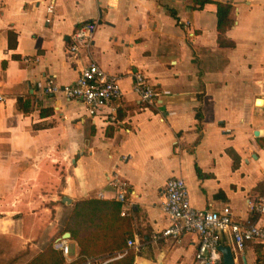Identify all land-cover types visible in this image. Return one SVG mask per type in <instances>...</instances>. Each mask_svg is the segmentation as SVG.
<instances>
[{"label": "crops", "instance_id": "crops-1", "mask_svg": "<svg viewBox=\"0 0 264 264\" xmlns=\"http://www.w3.org/2000/svg\"><path fill=\"white\" fill-rule=\"evenodd\" d=\"M219 4L234 8L223 35ZM90 22L99 25L91 47L72 54L73 34ZM93 63L119 78L115 125L44 93L49 80L74 85ZM137 73L161 94L156 106L134 93ZM0 90L7 97L0 105L2 262L30 264L78 202L117 203L122 213L113 177L129 184L131 208L120 222L129 227L133 264L195 262L197 236L152 240L169 226L163 192L170 179L185 180L197 210L229 207L236 222L256 221L253 208L264 198V0H0ZM19 101H31L32 112ZM58 170L65 176L57 193L44 195L40 187L60 179ZM52 203H60L55 221L47 219ZM97 226L88 237L107 241ZM129 241L138 248L128 250ZM69 244L74 264H84L72 236ZM224 246L235 264H264V245Z\"/></svg>", "mask_w": 264, "mask_h": 264}, {"label": "built area", "instance_id": "built-area-1", "mask_svg": "<svg viewBox=\"0 0 264 264\" xmlns=\"http://www.w3.org/2000/svg\"><path fill=\"white\" fill-rule=\"evenodd\" d=\"M53 6L48 12H53ZM99 25L90 22L81 25L71 38L69 51L76 55L82 48L88 49L94 40ZM133 91L140 102L146 106H156L161 94L155 90L143 74H134ZM47 96L62 94L69 100L82 103L93 118L103 117L109 125L117 124L115 104L123 99L119 78L102 70L97 64H90L74 85L59 86L54 80H49L44 87ZM7 101L6 95L0 90V105ZM110 187L115 192L116 201L122 205V217H126L131 208L128 199V182L119 177H113ZM164 212L169 220V226L160 234L152 236L153 242L172 239L181 241L188 235H195L199 240L194 264H223V255L219 251L224 242L243 251L248 244L264 245V198H260L254 206L256 221L238 223L233 218L231 208L221 211L212 209L200 211L195 209L190 200L188 186L181 178L170 179L163 192ZM104 198V193L100 194ZM70 240L60 239L54 244V249L62 254L65 264H74L71 255ZM138 244L129 241L128 250L137 249ZM128 251L103 259H86L84 264H110L122 260Z\"/></svg>", "mask_w": 264, "mask_h": 264}, {"label": "trees", "instance_id": "trees-1", "mask_svg": "<svg viewBox=\"0 0 264 264\" xmlns=\"http://www.w3.org/2000/svg\"><path fill=\"white\" fill-rule=\"evenodd\" d=\"M234 8L231 5L219 4L218 5V30L221 35L225 34L233 25V14ZM11 47H15L14 38L15 35L10 33ZM19 109L29 114L32 112V102L19 101ZM57 170V169H56ZM59 172V170H58ZM60 179L51 177L43 186L40 187L41 192L44 195H55L57 193V187L63 181L65 172H59ZM59 176V175H58ZM45 191V192H44ZM61 197V196H60ZM60 199H63L61 197ZM60 203L50 204L53 209L52 212L55 214L54 208ZM121 206L117 203H103L94 201L78 202L75 205L73 213L71 214L63 235L70 233L72 240L75 241L81 251V258L83 262L87 258H93L97 256H110L112 257L117 252H122L127 247L126 241L128 236V225L123 221L120 222ZM94 223V226H92ZM97 231L107 233L110 237L105 241L103 238L101 241H92L88 235L93 232L95 226ZM105 225L109 228L106 232ZM93 229H92V227ZM134 255L129 253L122 260L112 262L110 264H133ZM30 264H65L62 254L54 250L53 246L49 247L46 251L40 254Z\"/></svg>", "mask_w": 264, "mask_h": 264}, {"label": "rangeland", "instance_id": "rangeland-1", "mask_svg": "<svg viewBox=\"0 0 264 264\" xmlns=\"http://www.w3.org/2000/svg\"><path fill=\"white\" fill-rule=\"evenodd\" d=\"M55 218H56V215L51 211V213L50 214H48L47 215V219L49 220V221H55ZM70 218V217H69ZM69 218H68V220H69ZM41 219V218H40ZM68 220L66 221V223L64 224V227L66 228V224H67V222H68ZM63 224V221L59 224L60 225V227H61V225ZM59 227V228H60ZM58 228V229H59ZM65 228L62 230L63 232H64V230H65ZM61 230L60 231H58L57 232V234L55 235V236H53V237H49L50 238V241H48L47 243H45L44 245H42V244H39L40 246H39V248H40V250H44L47 246H49V247H51L52 245H53V241H54V239H55V237H59V236H61L62 234H63V232H62ZM43 246H44V248H43ZM49 247H47V249L49 248ZM0 249H1V246H0ZM46 249V250H47ZM45 250V251H46ZM55 250V249H54ZM5 258V257H4ZM17 261H19L17 258H14V257H12V258H9V259H5L3 262H2V260L0 259V264H15V263H17ZM23 264H25V262L23 263Z\"/></svg>", "mask_w": 264, "mask_h": 264}, {"label": "water", "instance_id": "water-1", "mask_svg": "<svg viewBox=\"0 0 264 264\" xmlns=\"http://www.w3.org/2000/svg\"><path fill=\"white\" fill-rule=\"evenodd\" d=\"M67 200L68 199H64L63 202L67 204ZM70 239H71V234L70 233H66L62 237V240H70ZM219 251L223 255V264H235L234 251H233V249L231 247L221 246L219 248Z\"/></svg>", "mask_w": 264, "mask_h": 264}]
</instances>
